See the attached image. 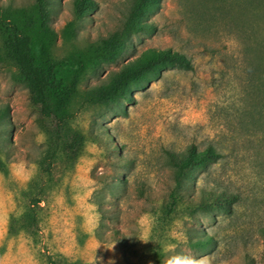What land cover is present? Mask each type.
Listing matches in <instances>:
<instances>
[{
  "label": "rangeland",
  "instance_id": "374dc122",
  "mask_svg": "<svg viewBox=\"0 0 264 264\" xmlns=\"http://www.w3.org/2000/svg\"><path fill=\"white\" fill-rule=\"evenodd\" d=\"M92 1L96 8L75 21L72 0H52L54 60L120 31L132 6ZM34 2L0 0V10ZM142 20L153 28L131 35L115 62L87 70L78 84L68 111L83 145L43 177L34 239L8 238L7 229L28 204L46 135L0 36V264H164L175 253L197 264H264V0H160ZM147 49L183 54L192 69H165L118 105L83 103L86 88ZM190 145H213L222 157L195 173L185 200L225 193L224 210L165 211L174 188L167 155ZM193 234L212 245L191 247Z\"/></svg>",
  "mask_w": 264,
  "mask_h": 264
},
{
  "label": "trees",
  "instance_id": "16d2710c",
  "mask_svg": "<svg viewBox=\"0 0 264 264\" xmlns=\"http://www.w3.org/2000/svg\"><path fill=\"white\" fill-rule=\"evenodd\" d=\"M131 1V9L120 31L100 39L97 45L71 53L62 61L54 60L50 53L55 43V32L49 25L52 0H35L29 8L0 10L3 54L17 68V80L27 90L29 104L36 113L35 123L46 135V147L36 161L38 172L27 186L28 204L19 216H10L8 238L20 232L35 238L39 203L45 190L43 177L50 175L52 165L59 158L70 163L78 156L83 137L71 127L68 107L84 73L100 63L115 62L123 53L125 43L131 35L153 28L142 17L157 8L160 0ZM95 8L92 0H72L75 21L83 19ZM67 33H74L71 25L67 27ZM168 68L191 70L192 65L183 54L171 49H147L112 73L108 81L86 88L82 96L83 103L108 107L130 101L129 97L134 90L148 84ZM4 111L1 110L0 115ZM167 157L168 165L174 173V188L165 204L167 213L181 207L191 216L194 211L224 210L229 205L231 196L214 191L203 192L198 202L190 198L185 200V193L189 191L195 173L205 170L222 157L218 148L209 145L198 151L190 145L184 151L170 153ZM193 237L196 238L190 240L191 247L205 251L212 245V238L198 237L195 234Z\"/></svg>",
  "mask_w": 264,
  "mask_h": 264
},
{
  "label": "clouds",
  "instance_id": "9594fccd",
  "mask_svg": "<svg viewBox=\"0 0 264 264\" xmlns=\"http://www.w3.org/2000/svg\"><path fill=\"white\" fill-rule=\"evenodd\" d=\"M175 227H180L179 221L175 222ZM171 234L173 236L178 235V233H176L175 231H173ZM142 239L147 240V237H142ZM164 264H197V261L190 256L183 255L181 253H175L168 255L164 261Z\"/></svg>",
  "mask_w": 264,
  "mask_h": 264
}]
</instances>
